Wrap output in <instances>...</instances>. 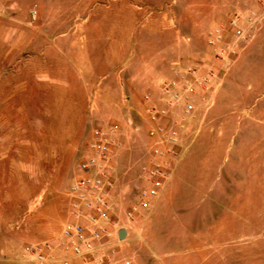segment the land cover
Returning a JSON list of instances; mask_svg holds the SVG:
<instances>
[{"label":"rangeland","instance_id":"1","mask_svg":"<svg viewBox=\"0 0 264 264\" xmlns=\"http://www.w3.org/2000/svg\"><path fill=\"white\" fill-rule=\"evenodd\" d=\"M126 56L167 63L161 95L173 79L197 95L176 189L133 219L155 90L106 68ZM113 124L115 223L88 264H264V0H0V264H37L26 248L59 236L92 133Z\"/></svg>","mask_w":264,"mask_h":264},{"label":"built area","instance_id":"2","mask_svg":"<svg viewBox=\"0 0 264 264\" xmlns=\"http://www.w3.org/2000/svg\"><path fill=\"white\" fill-rule=\"evenodd\" d=\"M211 76L198 80V83L207 87ZM190 89L187 84L173 79L162 84L161 104L152 101L151 93L145 95L153 122L147 130L151 158L141 167L146 186L139 191L135 204L127 212L130 219L137 211L148 209L170 179L183 130L188 132L184 120L175 121L173 116L178 105L183 106L185 115L192 113L194 106L186 100V91ZM135 129L139 130L140 126L136 125ZM119 133V124L109 128L97 127L93 131L77 166V175L70 189L69 217L59 236L53 242H38L26 248L37 264H88L98 250L108 245L117 205L112 201L115 186L113 155L122 144ZM99 264L106 263L100 260ZM122 264H131V261Z\"/></svg>","mask_w":264,"mask_h":264},{"label":"crops","instance_id":"3","mask_svg":"<svg viewBox=\"0 0 264 264\" xmlns=\"http://www.w3.org/2000/svg\"><path fill=\"white\" fill-rule=\"evenodd\" d=\"M104 52H105V54L109 53L106 48L104 49ZM113 60H116V58L115 59L113 58ZM123 62H126L124 65L125 72L123 75L120 74V76L126 77L128 86L130 85V88H133L135 86L134 82H136L137 85L141 84L143 86H146V85L149 86L150 88L155 90L154 91L155 94L153 95L152 101L157 105L161 104L162 103L160 101L161 93H160V88L158 86H159V82L161 80V75H163V74L165 75V74L170 73L169 67H167V63L163 60H158L155 58H147V59L141 58L140 60H138L137 56L129 57V58L126 56L125 58H120V59H117L116 61H109V62L107 61V62H105V64L108 63V66L106 68L110 69V71H112L113 69L115 70L117 68L118 69L121 68V66H123ZM127 71H128V73H127ZM102 75L105 77L106 76H109V77L115 76V75H113V73L112 74L106 73L105 71L102 73ZM109 82H111V84H114L113 80H111V79ZM108 88H109V90H111V86H108ZM108 88L106 86L100 90L101 99L105 103L107 101H110V99L107 98V95H106ZM194 96H197V95H193V93L190 92V90L186 91V100L191 101L192 104L195 103L194 100H195V98H197ZM145 104L147 105V102H145ZM145 109L147 111L146 119H148L147 122L149 123V127H150L151 125H153V122L151 121V119L149 117L147 106H146V108L144 106V110ZM194 110H195V108H194ZM194 110L192 111V113L185 115L183 113V106L178 105L175 108L173 118L175 121L184 120V122L188 126L187 128L189 131L191 128L190 122H191V118L194 115ZM187 133L188 132H186V130L185 131L183 130V138ZM168 182H170V181H168ZM166 186H167V184H166ZM166 186L164 189H166ZM174 189H176V182L174 180H172L170 182V184H168V187H167L166 191L164 192V194L162 195V197L166 198L167 196H169L172 193V191ZM163 191H162V193H163Z\"/></svg>","mask_w":264,"mask_h":264},{"label":"water","instance_id":"4","mask_svg":"<svg viewBox=\"0 0 264 264\" xmlns=\"http://www.w3.org/2000/svg\"><path fill=\"white\" fill-rule=\"evenodd\" d=\"M126 230L125 229H121L120 230V237L123 238L126 235Z\"/></svg>","mask_w":264,"mask_h":264}]
</instances>
